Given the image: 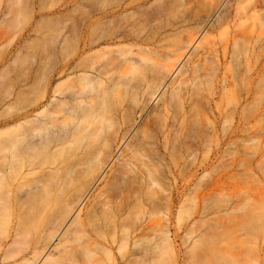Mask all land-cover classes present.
<instances>
[{
    "label": "bare ground",
    "instance_id": "bare-ground-1",
    "mask_svg": "<svg viewBox=\"0 0 264 264\" xmlns=\"http://www.w3.org/2000/svg\"><path fill=\"white\" fill-rule=\"evenodd\" d=\"M183 1L79 0L76 5L78 6L76 18L74 20L64 18L60 42L61 61L52 68L47 67V74H43V77L40 75L42 78L37 76L39 73L30 76L31 86L30 90L27 89L30 97L27 98L28 95L25 93L26 101L20 98L22 95L19 96V91H17L18 94L15 93L22 101H30V103L27 108L20 100L17 102V97H15V102L23 104L27 110L23 111V107L21 108L23 105L18 104L22 110L20 111L19 106L16 105L14 114L17 112L18 114L13 119L10 118L16 123V127H12L14 131L11 129L14 134L13 141L11 143L7 141L10 139H8V134H10L8 129L7 138L4 137V140L7 139L6 142L10 144L5 143L0 146V264H36L37 262L82 264L81 259L83 260L84 255L86 256L84 260L88 261L89 255L92 254L90 253L92 244L89 246L90 242L84 245V242L80 241V234L89 233L90 237L93 234L89 232L85 224L92 209L87 214V212L84 213L83 207L97 183L108 175L107 172L116 164V160L122 161V166L125 168H121L123 170H120L123 173L121 175L124 178L127 177L129 179L127 181L131 184L129 188L127 187V191L124 189L125 193L122 190V193L115 191L120 196H116L119 201L115 200L113 203L114 196L112 200H109V197L105 200L107 197H104V200L101 199L103 201L101 204L97 202L100 206H104L100 207L104 210L101 213H104V219H102L104 221H99V216L102 217V215L96 216L102 226L104 224L109 227L113 224L116 227L121 222H126V219L119 221L120 216L128 210L131 211L130 208L133 206L132 209L136 207L135 221L131 222L133 223L131 225H135V230L124 236L126 238L124 241L131 240L134 245H140L144 231L142 226L143 209L146 206L144 203L149 204L150 202L149 206L151 205L150 208L154 212L160 208V202L163 199L167 200V206L173 202L169 192L168 196L161 195L162 190H159L161 186L159 187L158 178L165 174L163 177L173 180L179 174V171L174 169V166L177 168L179 166L175 165L178 161L176 159H179L178 156L184 152L189 153V150H193V146L195 148L196 145L205 147L207 142L211 146L213 143L218 146L236 142L239 124L234 125L225 140L221 139L217 133L222 118V109L216 99L221 89H224V84L215 87V90L221 89L213 92L208 101L206 100V89L203 87L206 76L210 80L205 78V83L208 84L211 81V87L215 81L211 80V76L220 75L221 61L224 56L221 59L217 56L206 59L208 60L206 63V60L203 61L196 53L202 46L203 40L205 41V32L208 28L220 21L223 4L218 3V9L214 13L212 10V14L208 12L209 15L193 19L191 8H187ZM200 1L202 0H197V4H200ZM203 33L205 34L199 39ZM40 68L39 72L45 71H42V67ZM55 75L63 78L56 85H54ZM224 81V77H221L217 84ZM204 99L209 108L211 107L213 120L204 111L202 106ZM203 112L205 113L202 114ZM205 122L211 125L212 129L209 128V130L213 132V135H210L211 133L207 131L210 133L207 134L208 137L203 134L207 126L204 125ZM2 132H0V138L3 135ZM6 134L4 133V136ZM208 148L211 147L208 146ZM56 151L59 153L57 155L60 153L63 155L61 158L66 157V161L67 158L70 160L65 164V161H61L64 160L63 158L58 159L61 163L63 162V165L65 164L63 168L62 164L57 167L60 163L56 168H52L51 165L55 166V164L53 160L50 161L51 157L49 160L40 161L43 159L40 157L42 153L48 157ZM53 154L56 155V153ZM56 156L52 158L57 159ZM36 157L41 159L37 160ZM157 159H161L160 162H163L164 166L166 162L162 159L172 160L174 165L167 163L164 171L163 167L160 168L159 162H153ZM122 163L117 166L120 167ZM155 163L159 165V169L156 168ZM82 164L83 168L86 167L84 164L90 165L89 175L91 177L90 182L86 183L87 190H84L86 187L81 184L88 181L89 168L86 167L88 172L84 168L83 172L86 175L81 174V168L79 169L78 166ZM76 165L78 169L74 170L79 173L78 176L81 174L79 179L81 177L84 179L86 176V180L79 185V187L83 186L80 188L84 191H80L81 196L76 190L80 198L78 197L75 203L74 200L73 203L65 201L60 205L61 199L65 197L61 198V191L66 181L65 178L64 182L62 178V182L59 181L60 168L64 171L67 167V175H70ZM38 168L41 171L47 169L46 175L44 173L42 175L50 179L53 186L58 188L59 192L56 194L54 192L57 200L52 195V192H57V190L51 188L52 192H50V182L43 181L44 176H36V173H39L36 171ZM110 172L112 173L113 170ZM119 173L115 171L114 174ZM31 175L36 177L28 180ZM121 175L119 174L120 177ZM74 178L76 179V176ZM42 182H45L46 185H43L46 187L41 184ZM68 185L70 189H73L70 183ZM68 185L66 183L65 186ZM42 188L51 194H47L49 198L46 197V200L52 197L56 200L53 204L55 206H57L56 202H59L56 209L53 206L54 211L50 205L53 212L48 207L51 200L48 205L42 199L40 201L39 197L42 194L40 196L39 194ZM66 192L69 191L64 190L63 194ZM115 192L109 194L115 195ZM143 192L146 197H143ZM75 194L72 193L71 197L69 196L70 201L72 195ZM101 195L99 199L97 197V200H100ZM141 197L149 202L143 203ZM99 205L96 204V206ZM46 206L51 212H46ZM100 208L95 207L97 210ZM97 210L96 214L98 212L100 214L101 210ZM93 212H91L92 215H95ZM127 213L129 215V212ZM90 217L92 216L89 215ZM129 219L131 217H128ZM92 221L94 223H88V226H92L88 227L89 229L94 227L105 229L97 220V224L95 220ZM73 226L78 231V233L73 231V236L76 237L75 234H77L76 238H79L74 241L76 246L71 242L70 232ZM163 226L168 227V225ZM134 228L131 227V229ZM101 229L97 231L95 228V233L98 232L97 237L100 236ZM116 233L110 235L112 238L109 241L111 240L112 246L116 243L113 240L117 236ZM161 233V242L155 240L148 249H142L143 246L139 247L141 260L147 257L143 255L148 252L152 258H156L162 250L174 253L173 244L176 234H173L174 237L169 235L168 229H161ZM84 236L82 238L85 240L90 239L87 235V237ZM55 241H58L56 245ZM77 242L79 245L80 242L82 244L77 247ZM102 242H99L100 245ZM107 242L108 240L105 243ZM110 245L106 246L107 250H104L105 247L102 249L107 259L112 253ZM95 252L93 250L94 254ZM91 258L90 256L89 259ZM112 258H109V262L113 260ZM92 261L96 263V260ZM145 262L144 259L142 264ZM106 263L108 264V261ZM98 264H100L99 260ZM121 264H127L126 260Z\"/></svg>",
    "mask_w": 264,
    "mask_h": 264
},
{
    "label": "rangeland",
    "instance_id": "rangeland-1",
    "mask_svg": "<svg viewBox=\"0 0 264 264\" xmlns=\"http://www.w3.org/2000/svg\"><path fill=\"white\" fill-rule=\"evenodd\" d=\"M78 1L0 0V132L3 131L1 133L3 134L1 135L3 138H0V146H3V144L5 145V143L10 144L13 141L14 130L12 127H16V123L12 121V119L18 114V112L14 114L17 107L16 105L21 104L15 102V97H17V102L20 100V102L28 108L31 98L28 100L29 102L25 101L30 97L29 91L27 90H30L31 86L29 79L33 75H37V73H39L37 76L47 74V67L52 68L61 61L60 42L63 20L64 18L72 20L76 18L75 16L78 11V6L76 5H78ZM183 2L186 4L187 8H191L193 19L199 16H206V14L209 15L208 12L211 13L212 10V13H214L218 9V3L222 2L223 4L220 21L214 23L211 28H208V31L205 32L206 34L203 33L200 35L199 39L205 34V41L203 40L202 46L199 45V51L196 53L199 54L198 56L202 58L203 61L211 59L214 56H217L219 59L224 56L223 61H221L220 75L218 76V74H215L211 76V80H215L211 87V81H209L208 84L205 83L206 76L203 81V87L206 89V100L208 101L213 92H218V90L221 89L215 90V87L224 84V89H221V93H219L217 96L218 99H216L222 109V118L220 119L217 133L221 139L225 140L230 135L234 125L239 124L236 142L219 144L218 146H215L214 143L211 146V144L207 142V146L205 147H197L196 145L195 148V146H193V150H189L190 154L188 152H184L182 155L180 154L181 158L179 155L178 158L180 160L176 159V161H178L176 162L177 164H175L179 166L178 168L174 166V169L177 172L179 171V174L173 180L165 176L163 177L165 174L158 178V181H160L158 182L159 187L161 186L159 190H162L160 193L162 196H168L170 193L169 195L173 200L172 206H167V200L163 199L162 202H160V208L153 212L152 208H150L151 205L149 206L150 202L146 201V198H143L146 197L144 194L145 191L143 192L144 195L141 197V200L143 203L146 201L147 203L149 202V204L144 203L146 206L143 204V206H145L142 217L144 234L142 233V240L139 243L140 245L137 246L134 245V242L131 240L128 242L124 241V236L128 233L131 234L135 230V225H131L133 224L131 222L135 221L134 216H136V207L132 209L133 206L130 208L131 211H127L129 215L127 212L121 215L119 221L126 219V222H121L116 227L113 224H108L109 227L104 226V224L102 226L100 224L101 222H99L104 219V213L101 214L104 210L100 208L102 205L100 206L98 204L103 202L101 199L104 200V197H107L105 200H108L109 197V200H112L115 196L113 198L114 202L112 201L115 203V200L119 201L116 199L119 196L117 192L119 191L122 193L124 189L127 191V187L129 188L131 184L127 181L129 179L126 176V178H124L122 177L123 175H121L123 174L121 168L124 167L122 166V161L116 160V164L108 171L109 173L107 172L108 175L99 181L90 193L85 203L86 208L85 206L83 207L84 213L87 212V214H89L90 209H92L91 212L95 211L93 212L95 215H92L90 212L89 215L92 217L89 218L88 215V218L85 220L87 229L90 233H93L91 237L89 233L79 234L80 241L82 243L84 242V245L91 242L88 244L89 246L92 244V252L90 251L92 254L89 255V258L91 256V259L96 260V263L87 257L88 261L91 260V262L88 263V261L84 260V257L86 258L84 255L83 260L81 259L82 264H98V260L100 264H107V261L108 264H121L125 260L127 264H142V262L144 263V259L146 260L145 264H264V0H202L199 2L200 4H197V0H184ZM197 36H199V34H197ZM207 61L208 60H206V63ZM40 67H42V71H45L39 72L41 71ZM186 68L188 67L186 66ZM41 76L40 78L43 77ZM58 77L59 75H55L54 85L63 80L61 76ZM221 77H224L225 81L217 84V81L220 80ZM207 79L210 80L209 77ZM17 91L20 92L19 96L22 95L20 98L25 101H22L16 95L19 93ZM25 93L28 97L26 95L24 96ZM206 100H203L202 106L211 120H213L212 113L210 112L211 107L209 108ZM236 103H238V105H236ZM24 105L21 106V108L23 107L24 109L23 111L27 110L26 107L24 108ZM21 108L19 109L20 111H22ZM59 120L60 119H58V121ZM207 123L208 122H205L204 125L208 126L209 124ZM177 126L179 127V124ZM207 126H204L206 132L203 133L204 128L202 131L206 137H208L207 134L210 133V135H213V132L209 130L211 125H209L208 128ZM11 129L13 131H11ZM8 131L12 134V137L8 134ZM4 133L8 134L9 140H4V137L7 138V134L4 136ZM6 140L10 143H7ZM208 146L211 148H208ZM74 149L76 151V148ZM53 153H56V155L59 154L58 151ZM53 153L48 155V157L43 153L42 156H40L41 153L38 154V156L43 158L40 161L45 159L49 160V157H51L50 161L53 160L55 164V166L51 165L52 168H56L60 163L57 166L59 167L63 163H61V161H65V164L66 162L68 163V161L70 162L68 158L66 161V157L65 159L62 157L64 160H59V162L58 159H62V154L60 153V155L56 156ZM51 155L56 156L57 159L55 157L53 159ZM189 155L192 158H190ZM37 157V160L41 159ZM160 161L161 159H157L153 162H159V165H161L160 168L163 167L164 171L167 168V163L174 165L172 160L162 159V161L166 162V166ZM120 163H122L121 166H117L120 165ZM156 163L155 166L157 165ZM64 165L62 164L61 167L63 168ZM85 165L86 167L88 166L87 168H89V170L84 167L85 170L83 164L82 166L76 165L73 167L72 174H75L74 176H76V179H79L81 174H84V170L89 171L87 176L90 174V165L84 164V166ZM159 165H157L156 168L159 169ZM66 166L68 167L69 165ZM77 166L79 169L81 168L80 176H78L79 173L74 170L78 169ZM115 166L117 168L119 167L118 170H116L117 168ZM67 167L64 168V171H61L63 170L62 168H60L59 171V181H61V178L63 182L64 178L66 180L64 185L62 183L64 189L61 191V198H63V196L65 197L61 199L62 203L60 202V205L65 203V201L73 203L74 200L75 203L79 197L76 190L79 191L80 195L81 192L87 190L88 185H86V183L90 182L89 178L91 177L89 175L88 181H84L86 180V176H84L86 174H84V179L81 177V180L79 179L80 181L75 178L73 179L74 176L71 173V176L67 175ZM111 170H113L114 173L115 171H118V173L121 172L119 173L121 177L119 174L115 175L113 172L111 173ZM36 171L39 172L38 174L36 173V176L43 177L44 175L42 174H45L47 169L41 171V169L38 168ZM62 173L66 176H63ZM110 173L111 176L109 175ZM180 173L182 174L180 175ZM112 176L114 178H112ZM116 176L118 177L116 178ZM28 177L29 176H27V178ZM35 177L31 175L28 180H33ZM43 178L45 179L43 181H46V183L51 181L50 179H46L45 176ZM106 178L107 180H105ZM66 183L67 185L70 183L73 189H70L69 185L66 187ZM41 184L43 185L45 182ZM80 184L84 185L86 188L83 190V188H80L83 186L79 187ZM45 185L43 186L46 187ZM49 185L50 192H52L51 188L57 190V192L53 191L52 195H54V192L55 194L59 192L58 188L53 186V183L50 182ZM42 190H40L39 194V196L42 194L41 197H39L40 201L42 199V201L48 205L51 200L52 202L49 203L48 207L49 210L52 211L53 206H55L53 204H55L54 202L57 200V195L53 196L56 200L52 197V199L46 200V197L49 198L48 195L50 193L48 194L45 189L43 190L44 192ZM64 190L69 192L63 194ZM45 191L47 193H45ZM96 192H99L98 195H96ZM110 192H115V195L112 193V195L109 194ZM72 193L76 194L72 195V200L70 201V195ZM107 193L108 195L106 196ZM100 194H102L101 196L103 198L101 197L100 200H97ZM94 203L99 206H96ZM56 204L58 206L59 202L57 201ZM92 204H94V207H92ZM57 206H55V209ZM48 207L46 210L47 213L51 212L48 211ZM95 207L97 209L100 208L101 211L95 209ZM55 209L53 208V211ZM96 210L100 211V214L99 212L96 214ZM96 215H102L103 218L99 216L100 219L98 221ZM93 216L97 219H93ZM132 216L134 219H132ZM128 217H131V219H129L130 222H128ZM90 220H95V222L97 220L101 227H105L106 230L94 227L92 228L93 232H91L92 229L89 228L92 226L88 225L94 222ZM166 220L168 222H166ZM103 221L104 220H102V222ZM127 223L130 224L127 225ZM163 225H168V227ZM36 226L38 225L36 224ZM73 227L70 232L72 238L71 242L76 246V242L74 243V241L79 238H76L77 234H75L76 237L73 235L75 231L76 233H78V231ZM131 227L134 229H131ZM95 228L97 231L101 229V231L105 230L106 232L100 231V236H98L102 237L99 238L96 236L98 232L95 233ZM166 228L170 232L169 235L174 237L173 234H176L173 244L175 248V250H173L174 253L172 252V254L171 252L168 253L162 250L156 258H152L149 256L148 252V254L146 253L143 255L147 257L141 260L142 255L140 258L139 247L142 248L143 246L142 249H148L155 240L161 242V229L167 230ZM107 232H110L109 236ZM114 233L117 234V236L114 237L115 239L113 238L116 243L114 244L113 242L114 245L112 246V242L111 240L109 241V239L112 238H110V235ZM81 235L84 237L88 236L94 243L88 238L85 240ZM105 240H108V245L105 243ZM81 242L80 245L82 244ZM99 242H102V244L100 245ZM57 243L58 241H55V245ZM72 243L71 245H73ZM80 245L78 243L77 247ZM109 245L112 247L111 250L108 249V251H112V253L109 254L111 255L109 257L110 259L113 257L111 262H109V258L107 259V257H104V251L102 252V249L105 247L104 250H107L106 246ZM93 250L94 252L96 251L95 254ZM107 254L108 252L106 255ZM100 258H103L104 261L100 260ZM36 264H42V262H37Z\"/></svg>",
    "mask_w": 264,
    "mask_h": 264
}]
</instances>
